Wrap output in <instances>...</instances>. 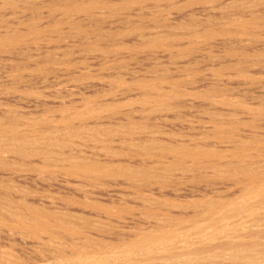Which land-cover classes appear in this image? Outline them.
Returning <instances> with one entry per match:
<instances>
[{"label":"rangeland","instance_id":"1","mask_svg":"<svg viewBox=\"0 0 264 264\" xmlns=\"http://www.w3.org/2000/svg\"><path fill=\"white\" fill-rule=\"evenodd\" d=\"M13 1L0 264H264V0Z\"/></svg>","mask_w":264,"mask_h":264},{"label":"bare ground","instance_id":"2","mask_svg":"<svg viewBox=\"0 0 264 264\" xmlns=\"http://www.w3.org/2000/svg\"><path fill=\"white\" fill-rule=\"evenodd\" d=\"M10 2H11V1H10ZM12 2H14V1L12 0ZM127 3H128V2H127ZM127 3H126V5H127ZM57 4H59V2H58ZM57 4H54V5H57ZM60 4H61V3H60ZM64 4H66V3H63V5H64ZM67 4H68V3H67ZM7 5H8V4H7ZM12 5H13V4H12ZM52 5H53V4H52ZM77 5H78V4H77ZM81 5H82V4H81ZM10 6H11V5H10ZM51 7H52V6H51ZM56 7H57V6H56ZM87 7H88V6H87ZM91 7H92V6H91ZM108 7H109V6H108ZM112 7H113V6H112ZM128 7H130V6H128ZM59 8H60V7H59ZM66 8H68L67 5H66ZM77 8H78V6H77ZM80 8H82V7H80ZM63 9H64V8H63ZM74 9H75V8H74ZM82 9H83V8H82ZM111 9H112V8H111ZM13 10H14V9H13ZM15 10H16V9H15ZM56 11H57V8H56ZM82 11H83V10H82ZM91 11H92V10H91ZM59 12H60V11H59ZM60 13H61V12H60ZM64 13H65V11H64ZM75 13H76V12H75ZM77 13H78V12H77ZM87 13H91V12H88V11H87ZM66 14H67V13H66ZM71 16H72V15H71ZM155 18H156V17H155ZM35 23H36V22H35ZM250 23H251V22H250ZM30 24H31V23H30ZM34 25L36 26L37 24H34ZM49 26H50V25H49ZM73 26H74V25H73ZM76 26H77V25H76ZM28 28H29V27H28ZM48 28H49V27H48ZM33 29H34V28H33ZM36 30H37V29H36ZM42 30H43V29H42ZM56 30H57V29H56ZM58 30H59V29H58ZM32 32H34V31H32ZM84 32H85V31H84ZM38 33H39V32H38ZM54 33H55V32H54ZM87 33H88V32H87ZM37 35H38V34H37ZM39 35H40V33H39ZM82 35H83V34H82ZM196 35H197V34H196ZM28 37H29V36H28ZM196 37H197V36H196ZM37 38H38V37H37ZM203 38H204V36H203ZM0 39H1V38H0ZM1 40H3V39H1ZM28 41H30V40H28ZM0 42H1V41H0ZM1 43H2V42H1ZM4 43H5V42H4ZM154 43H155V42H154ZM6 44H7V43H6ZM14 46H15V45H14ZM152 46H153V45H152ZM152 46H150V47H152ZM11 48H12V47H11ZM10 51H11V50H10ZM10 51H9V52H10ZM10 55H11V54H10ZM52 55H53V54H52ZM54 59H55V58H54ZM56 61H57V60H56ZM58 61H59V60H58ZM69 68H70V67H69ZM37 73H38V72H37ZM13 76H14V75H13ZM162 78H163V77H162ZM167 80H168V79H167ZM155 81H156V80H155ZM163 81L165 82L164 79H163ZM120 82H121V81H120ZM151 82H152V81H151ZM136 83H137V82H136ZM142 83H143V82H142ZM138 84H139V83H138ZM142 85H143V84H142ZM174 86H175V85H174ZM177 86H178V85H177ZM177 86H176V87H177ZM151 87H152V85H151ZM146 89H147V88H146ZM154 89H155V88H154ZM159 89H160V88H159ZM174 89H175V88H174ZM176 89H177V88H176ZM148 90H149V89H148ZM151 90H152V89H151ZM156 90H157V88H156ZM172 90H173V89H172ZM144 91H145V90H144ZM153 93H154V92H153ZM144 94H145V93H144ZM158 94H159V93H158ZM151 95H152V94H151ZM158 97H159V96H158ZM154 98H155V97H154ZM151 99H152V98H151ZM87 103H88V102H87ZM80 112H81V111H80ZM58 113H59V112H58ZM71 114H72V113H71ZM63 115H64V114H63ZM77 116H78V115H77ZM79 118H81V117H79ZM3 119H4V118H3ZM72 119H73V118H72ZM76 120H77V119H76ZM65 121H66V120H65ZM20 122H21V121H20ZM63 122H64V121H63ZM63 122H62V123H63ZM75 122H76V121H75ZM7 123H8V122H7ZM64 123H66V122H64ZM11 124H12V123H11ZM83 124H84V123H83ZM17 125H18V123H17ZM19 125H20V124H19ZM57 125H58V124H57ZM63 125H64V124H63ZM81 125H82V124H81ZM1 126H2V125H1ZM64 126H65V128L67 127V129H68L69 127H70V129H71V127H72L71 124H70L69 122L66 123ZM19 127H20V126H19ZM34 127H35V126H34ZM0 128L2 129L3 126L0 127ZM6 128H7V127H6ZM80 128H81V127H80ZM10 129H11V128H10ZM61 129H62V128H61ZM70 129H69V130H70ZM73 129H74V128H73ZM3 130H5V131H3ZM63 130H64V128H63ZM69 130H68V131H69ZM2 131H3L2 133L0 132V133H1V134H0V148H1V149H2V147H4V146H2V145H7V147H9V148H7V149L10 150V148H11L12 151H13L15 154H17V152H19L20 154L18 153L17 155H19L20 158L24 157V158L26 159L27 157H28V158L31 157V155L28 156V154L25 153V151H21V150H24V149H23L24 147L27 148L28 145H29L28 147H30V146H31V143H33V145H34V142H35V141H34L32 135H27V132L25 133V132H24L25 130H24V131H23L24 133H23V132H20V134H18V137H16V135H17L16 133H19V131H17V130H16V131H12V130H9L8 128H7V130L3 128ZM30 131H31V130H30ZM78 131H79V130H78ZM39 132H40V130H39ZM85 132H86V131H85ZM127 132H128V130H127ZM34 133H35V132H34ZM43 133H44V132H43ZM43 133H42V134H43ZM46 133H47V132H46ZM48 133H49V132H48ZM14 134H15V135H14ZM33 135H34V134H33ZM35 135H37V134L35 133ZM39 136H40V135H39ZM36 137H37V136H36ZM36 137H34L35 140H36ZM69 137H70V136H69ZM37 138H38V137H37ZM64 138H65V137H64ZM39 140H40V139H39ZM43 140L45 141L46 139H43ZM33 141H34V142H33ZM61 141H62V140H61ZM36 142H39V141L37 140ZM36 142H35V145H36ZM40 142L43 144L42 141H40ZM45 142H47V140H46ZM41 143H40L39 145H41ZM53 143H54V142H53ZM48 144H49V143H48ZM62 144H63V143H62ZM62 144H61V145H62ZM37 145H38V144H37ZM59 145H60V144H59ZM47 146H48V145H47ZM67 146H68V145H67ZM67 146H66V147H67ZM5 147H6V146H5ZM45 147H46V146H45ZM45 147H43V148H45ZM48 147H49V146H48ZM48 147H47V148H48ZM37 148H38V147H37ZM43 148H42V149H43ZM60 148H61V147H60ZM63 148H64V147H63ZM67 148H68V147H67ZM45 149H46V148H45ZM45 149L41 150V148H40V151L46 152ZM48 149H49V148H48ZM29 150H30V151H28V153H29V152L32 153V151H31L32 149H29ZM37 150H39V148H38ZM7 151H8V150H7ZM15 151H16V152H15ZM26 151H27V150H26ZM1 152H2V154H1ZM3 152H4V154L6 153L5 149H4V151H1V150H0V154H1V155H3ZM8 152L11 153V154L13 153V152H11V151H8ZM36 152H37V151H36ZM38 152H39V151H38ZM47 152H48V150H47ZM50 152H51V151H50ZM62 152H63V151H62ZM14 153H13V154H14ZM30 153H29V154H30ZM33 153H35L34 150H33ZM33 153H32V154H33ZM40 153H41V152H40ZM48 153H49V152H48ZM48 153L45 154V155H47V158H50L49 155H52V156H53V153H51V154L49 153V155H48ZM15 154H14V155H15ZM36 154L39 156L38 153H36ZM36 154H35V155H32V156H36ZM59 154H61V153H58V155H59ZM66 154H67V153H66ZM69 154H70V153H69ZM71 154H72V153H71ZM14 155H13V156H14ZM17 155H16V156H17ZM80 155H81V154H80ZM16 156H14V157H16ZM21 156H22V157H21ZM41 156H42V155H41ZM48 156H49V157H48ZM73 156H74V155H73ZM73 156H72V157H73ZM77 156H78V155H77ZM36 157H37V156H36ZM43 157L46 158V156H43ZM62 157L64 158L63 155H62ZM84 157H85V156H84ZM38 158H40V157H38ZM47 158H46V159H47ZM56 158H57V155H56ZM63 158H62V159H63ZM67 158H68V157H67ZM0 159H3V158H0ZM31 159H32V158H31ZM31 159H28V160H31ZM54 159H55V158H54ZM58 159H60V157H59ZM65 159H66V156H65V158H64V163H65V162L67 163L68 161L71 160L70 158H69L70 160L68 159L67 161H66ZM73 159H75V158H73ZM73 159H72V160H73ZM52 160H53V159H52ZM52 160L49 159L48 161H49V162L51 161L50 163H52ZM76 160H78V159H76ZM76 160H74L73 163L76 162ZM80 160L82 161L83 159H80ZM80 160H79V161H80ZM39 161H40V160H39ZM44 161L47 163V160H44ZM79 161H77L76 163L78 164ZM1 162H2V161H1ZM35 162H36V161H35ZM53 162H54V160H53ZM56 162H57V161H55V163H56ZM60 162H61V161H60ZM70 162H71V161H70ZM83 162H86V161H83ZM83 162H81V163H83ZM93 162H97V160H96V161H93ZM93 162H92V163H93ZM99 162H100V161H99ZM41 163H42V162H41ZM50 163H49V164H50ZM62 163H63V162H62ZM71 163H72V162H71ZM88 163H89V162H88ZM88 163H86V165H85L86 168H89L90 166H95V167L98 166V167H99V165H96L97 163H96L95 165H93L94 163L88 165ZM58 164H59V162H58ZM67 164L69 165V163H67ZM77 164H76V166H77ZM37 165H38V164H37ZM45 165H47V164H45ZM64 165H66V164H64ZM71 165H72V164H70L68 167H70ZM73 165H75V164H73ZM73 165H72V166H73ZM79 165H80V163H79ZM81 165H82V164H81ZM81 165H80V166H81ZM103 165H104V164H103ZM105 165H106V164H105ZM113 165H115V164H113ZM113 165H112V166H113ZM3 166H4V163H3ZM6 166H7V165H6ZM6 166H5V167H6ZM43 166H44V165H43ZM47 166H48V165H47ZM53 166H54V164H53ZM55 166H56V165H55ZM60 166H62V165H60ZM72 166H71L70 168H72ZM82 166L85 168L84 164H83ZM82 166H81V167H82ZM107 166H110V165L108 164ZM107 166H106V168H107ZM57 167H58V166H57ZM62 167H63V166H62ZM68 167L65 168V169H68V170H69ZM95 167H94V168H95ZM100 167L103 168V166H100ZM9 168H10V167H9ZM84 168H83V169H84ZM101 168H100V169H101ZM117 168H118V167H117ZM63 169H64V168H63ZM63 169H62V170H63ZM65 169H64L65 174H67L66 172H67L68 170H65ZM72 169H74V168H72ZM81 169H82V168H81ZM83 169H82V171L85 172L86 170H83ZM89 169H90L89 171L91 172L92 167L89 168ZM96 169H97V168H96ZM98 169H99V168H98ZM113 169H116V167L113 166ZM2 170H3V169H2ZM41 170H42V169H41ZM43 170H44V169H43ZM58 170H59V169H58ZM58 170H57V171H58ZM76 170H79V169L76 168ZM76 170H75V171H76ZM93 170H95V169H92V171H93ZM55 171H56V170H55ZM73 171H74V170H73ZM73 171H72V173H73ZM98 171H100V170H98ZM102 171H103V170L101 169V172H102ZM114 171H115V170H113V173L116 174L117 171H119V170H116V173H115ZM254 171H255V170H254ZM104 172H105V168H104ZM108 172H109V169H108ZM110 172H111V171H110ZM122 172H124V171H122ZM138 172H139V171H138ZM76 173H77V172H76ZM80 173H81V172H80ZM92 173H93V172H92ZM97 173H98V172H97ZM97 173H96V174H97ZM105 173H107V172H105ZM111 173H112V172H111ZM111 173H110V174H111ZM113 173H112V174H113ZM120 173H121V172H120ZM132 173L134 174V172H132ZM255 173H256V172H255ZM262 173H264V172H262ZM262 173H261V174H262ZM38 174H39V173H38ZM43 174H44V173H43ZM54 174L56 175L57 173L55 172ZM68 174H70V173H68ZM77 174H78V173H77ZM83 174L85 175V173H82L81 175H83ZM87 174H90V173L87 171ZM102 174H103V173H102ZM102 174H101V175H102ZM107 174L109 175V173H107ZM112 174H111V175H112ZM60 175H61V174H60ZM63 175H64V172H63ZM74 175H76V174H74ZM74 175H71V176H74ZM101 175H100V176H101ZM104 175H106V174H104ZM111 175H109V176H111ZM117 175H118V174H117ZM130 175H131V174H130ZM250 175H251V174H250ZM254 175H255V174H254ZM64 176H65V175H64ZM69 176H70V175H69ZM71 176H70V177H71ZM106 176H107V175H106ZM119 176H120V175H119ZM128 176H129V173H128ZM260 176H261V175H260ZM79 177H80V176H79ZM87 177H88V176H87ZM101 177H102V176H101ZM103 177H105V176H103ZM135 177L138 178V175L135 176ZM135 177H134V178H135ZM262 177H263V176H262ZM76 178H77V176H76ZM251 178H252V177H251ZM259 178H260V177H259ZM82 179H83V177H82ZM85 179H86V178H85ZM249 179H250V178H249ZM253 179H254V177H253ZM83 180H84V179H83ZM251 180H252V179H251ZM251 182H252V181H251ZM258 182H260V181H258ZM261 182H262V181H261ZM263 182H264V180H263ZM263 182H262V183H263ZM0 183H1V182H0ZM0 185H1V184H0ZM6 185H7V184H6ZM254 185H255V184H254ZM10 186H11V184H10ZM3 188H4V187H3ZM4 189H5V188H4ZM4 189L1 188V190H4ZM23 189H24V188H23ZM261 189H262V188H261ZM257 190H258V189H257ZM19 191H20L21 193L23 192V191H21V189H19ZM28 191H29V190H28ZM10 192H11V191H10ZM10 192H9V193H10ZM17 192H18V191H17ZM17 192H15V194H16ZM29 192H30V191H29ZM7 193H8V191H7ZM25 193H26V192H25ZM25 193H23V194H25ZM18 194H20V193H18ZM28 194H29V193H28ZM21 195H22V194H21ZM25 195H26V194H25ZM25 195H24V196H25ZM3 197H4V195H3ZM26 198H27V197H26ZM4 200H5V199H4ZM31 200H32V199H31ZM261 200H262V199H261ZM6 201H7V200H6ZM9 201H10V200H9ZM11 201H12V199H11ZM13 201H14V200H13ZM17 201H18V200H17ZM38 201H39V200H38ZM262 201H263V200H262ZM2 202H3V201H2ZM15 202H16V201H15ZM26 202H27V201H26ZM3 203H4V202H3ZM18 204H19V202H18ZM29 204H30V203H29ZM29 204H28V205H29ZM7 205H9V204H7V202H6V206H7ZM22 205H23V204H22ZM25 205H26V204H25ZM3 206H4V205H3ZM23 206H24V205H23ZM11 208H12V206H11ZM22 208H23V207H22ZM26 208H27V207H26ZM42 209H44V208H42ZM26 210H27V209H26ZM30 211H31V210H30ZM43 211H44V210H43ZM15 212H17V211H15ZM4 213H5V212H4ZM30 213H31V212H30ZM52 213H53V212H52ZM9 214H10V213H9ZM33 214H35V213H33ZM46 214H47V213H46ZM46 214H45V215H46ZM11 215H13V214H11ZM35 215H36V214H35ZM35 215H33V216H35ZM53 215H56V214L54 213ZM53 215H52V216H53ZM60 215H61V214H60ZM68 215H69V214H68ZM8 216H9V215H8ZM27 216H28V213H27ZM30 216H31V215H30ZM0 217L3 218V216H0ZM21 217H22V216H21ZM21 217H20V218H21ZM25 217H26V216H25ZM48 217H49V216H48ZM57 217H58V216H57ZM63 217H64V216H63ZM215 217H216V216H215ZM5 218H6V217H4V219H5ZM11 218L13 219L12 216H11ZM22 218H23V217H22ZM39 218H40V217H39ZM51 218H55V217H51ZM65 218H66V217H65ZM26 219H28V218H26ZM43 219H44V218H43ZM43 219H40V220L42 221ZM6 220H7V219H6ZM63 220H64V219H63ZM167 220H168V219H167ZM0 221H1V220H0ZM8 221H9V220H8ZM12 221H13V220H12ZM17 221H18V220H17ZM17 221H16V222H17ZM197 221H198V220H197ZM211 221H212V220H211ZM18 222H19V221H18ZM60 222H61V220H60ZM6 223H7V221H6ZM40 223H41V222H40ZM48 223H49V222H48ZM48 223H47V224H48ZM22 224H23V222H22ZM29 224H30V223H29ZM44 224H45V223H44ZM170 224H171V223H170ZM175 224H176V223H175ZM20 225H21V224H20ZM24 225H25V221H24ZM24 225H23V227H24ZM27 225H28V224H27ZM31 225H32V223H31ZM54 225H55V224H54ZM12 226H13V225H12ZM33 226H34V225H33ZM50 226H51V225H50ZM52 226H53V225H52ZM65 226H68V225H65ZM4 227H5V226H4ZM30 227H31V226H30ZM30 227H29V228H30ZM42 227H43V226H42ZM45 227H46V226H45ZM12 228H13V227H12ZM31 228H32V227H31ZM43 228H44V227H43ZM74 228H75V227H74ZM20 229H21V228H20ZM24 229H25V228H24ZM34 229H35V227H34ZM36 230H37V229H36ZM40 230H41V229H40ZM46 230H47V229H46ZM49 231H50V230H49ZM72 231H73V230H72ZM42 232H44V231H42ZM77 232H78V231H77ZM34 233H35V232H34ZM39 233H40V232H39ZM69 233H70V232H69ZM26 234H27V233H26ZM42 234H43V233H42ZM42 234H41V235H42ZM49 234H50V233H49ZM57 234H58V233H57ZM63 234H64V233H63ZM37 235H39V234H37ZM51 235H52V234H51ZM75 235H76V232H75ZM35 236H36V235H35ZM48 236H50V235H48ZM73 236H74V235H73ZM39 237H40V236H39ZM44 237H45V235H44ZM56 237H57V236H56ZM58 237H59V236H58ZM51 238H52V237H51ZM36 239H37V238H36ZM47 239H48V238H47ZM53 239H54V237H53ZM145 239H146V238H145ZM147 239H148V238H147ZM147 239H146V240H147ZM34 240H35V239H34ZM39 241H40V240H39ZM49 241H50V240H49ZM150 241H152V240H150ZM75 243H76V242H75ZM136 244H137V243H136ZM50 245H51V244H50ZM59 245H60V244H59ZM70 246H71V245H70ZM128 247H129V246H128ZM137 248H138V247H137ZM51 249H52V248H51ZM68 249H69V248H68ZM71 250H72V249H71ZM87 250H88V249H87ZM136 250H137V249H136ZM55 251H56V250H55ZM82 251H83V250H82ZM71 252H72V251H71ZM79 252H80V251H79ZM55 253H56V252H55ZM80 253H81V252H80ZM106 253H107V252H106ZM77 255H78V254H77ZM0 256H1V255H0ZM4 258H5V257H4ZM4 258H3V259H4ZM74 258H75V257H74ZM59 259H60V258H59ZM0 260H1V259H0ZM4 260H5V259H4ZM6 260H7V259H6ZM61 260H62V259H61ZM63 260H64V259H63ZM8 263H9V262H8ZM67 263H68V262H67ZM2 264H3V263H2Z\"/></svg>","mask_w":264,"mask_h":264}]
</instances>
